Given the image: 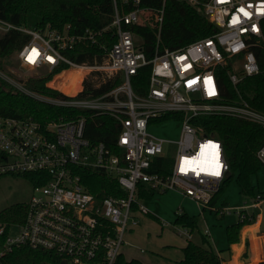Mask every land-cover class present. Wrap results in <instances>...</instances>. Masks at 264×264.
<instances>
[{"label":"built area","instance_id":"built-area-1","mask_svg":"<svg viewBox=\"0 0 264 264\" xmlns=\"http://www.w3.org/2000/svg\"><path fill=\"white\" fill-rule=\"evenodd\" d=\"M187 1L215 24V32L175 50L161 51L158 45L150 58L133 27L160 29L166 0L158 9L142 6V0H113L110 25L78 33L70 32V25L63 31L51 25L33 29L0 17V36L11 30L30 35L17 52L23 64L32 70L47 67L49 72L66 65L46 84L57 95L42 93L28 84L30 78L2 68L0 80L37 101L71 109L45 122L0 114V176L36 174L25 221L0 219V237L6 236L1 254L29 245L56 253L66 264H114L128 230L138 225L135 212L152 213L138 198L141 185L158 193L178 191L202 212L210 208L225 215L224 208L209 205L231 170L223 142L193 120L225 115L264 129V112L239 91L229 99L218 77L219 70L228 67L230 82L238 89L245 78L264 74V0ZM80 44L100 48L103 60L78 62L66 54ZM144 66L151 67L148 87L138 94L132 78ZM70 71L81 74L71 82L73 93L55 82ZM108 82L114 85L94 94ZM87 112L113 117L118 130L113 146L93 143L86 136ZM168 114L182 124L176 139L149 131L151 122ZM257 156L264 165V144ZM165 157L171 160L167 172H152ZM87 171L117 181L126 195L97 197L83 182ZM257 198L236 208L239 220L247 218V209L256 208L263 197Z\"/></svg>","mask_w":264,"mask_h":264},{"label":"trees","instance_id":"trees-1","mask_svg":"<svg viewBox=\"0 0 264 264\" xmlns=\"http://www.w3.org/2000/svg\"><path fill=\"white\" fill-rule=\"evenodd\" d=\"M163 2L164 0H142L141 5L158 9L163 6ZM113 13V0H0L1 18L33 29H44L47 25H51L52 28L60 31L70 25V32L72 33H78L87 28L101 29L111 24ZM133 29L139 37L138 41L142 48L150 58L154 55L158 45L161 51L166 49L175 50L212 35L216 26L203 12L187 0H166L164 18L160 29L141 25H136ZM108 34L109 40L112 42L113 38L110 37V33ZM29 39V34L17 30L2 34L0 36V68L14 74L7 69V66L12 64L13 55ZM66 54L78 62L94 63L96 60L98 62L103 60L101 49L95 45L80 44L74 50L67 51ZM65 68L66 65H62L42 76L31 77L28 84L42 93L57 95L59 92L46 84L52 80L56 73ZM150 73L151 67L144 66L133 76L132 84L136 93L144 94L147 91ZM71 75L73 76L72 80L67 82L66 78ZM80 77L81 74L70 71L58 76L55 82L59 83L64 91L73 93L74 87L71 82ZM218 77L220 85L228 94L229 99L237 97L239 91L255 108L264 112V74L245 78L238 84V89L230 82L228 67L221 68ZM113 85L114 83L108 82L103 84L102 87L94 89L93 92L97 95L102 94ZM69 112H71V109L42 103L27 95L15 92L8 83L0 80L1 115L20 118L33 116L35 119L45 122L48 119L52 120L66 116ZM86 114L88 117L86 136L90 141L93 143L105 142L108 146H113L118 132L113 117L96 115L92 112ZM172 116L168 114L164 116V119ZM193 122L202 125L207 134H213L222 140L231 167L229 175L214 194L209 205L214 207L219 192L233 178H236L245 204H252L257 201L252 177L258 174L263 166L257 152L264 144V129L255 123L225 115L202 116L195 118ZM170 162L171 160L168 157L160 158L156 162V167L154 166L151 171L166 173ZM35 175V173H30L16 176H23L32 184H35ZM83 182L99 198L109 194L115 196L126 195V192L117 181L111 180L98 172H85ZM154 195L153 190L147 189L143 185L140 186L139 199L152 200ZM224 203L227 204V200ZM27 210L28 202L17 203L2 210L0 219L9 223H23ZM214 211L220 214L219 210ZM197 218L195 215L180 211L177 212L174 223L189 228L192 232L198 227ZM254 219V213L248 214L244 220H238L236 223L227 226V238L230 246L240 242L241 230L245 225L252 224ZM5 237V235L0 237V264H62L63 262V259L52 251L34 248L29 245H21L11 252L1 254ZM203 243L208 244V246L190 241L183 249L184 255L179 264H222L224 258L215 250L207 234L203 235ZM247 245H249L248 241ZM114 264L148 263L138 258L128 260L123 253H120Z\"/></svg>","mask_w":264,"mask_h":264},{"label":"rangeland","instance_id":"rangeland-1","mask_svg":"<svg viewBox=\"0 0 264 264\" xmlns=\"http://www.w3.org/2000/svg\"><path fill=\"white\" fill-rule=\"evenodd\" d=\"M12 64H9L7 69L15 76H21L25 80L49 73L47 67L32 70L22 63L17 53L13 55ZM181 126L182 124L178 119L169 117L151 122L149 131L164 138L176 139L180 135ZM164 151L167 152V146L164 147ZM252 182L255 185L256 194L264 198V165L258 174L252 177ZM33 194L34 186L27 178L16 175L0 176V212L14 204L28 202ZM225 200H227V204L224 203ZM146 201V206L159 218L153 215H142L136 231L126 235V244H128L126 246L135 251L137 248H143L146 251L144 255H147L148 259L154 258L158 264H177L182 257L180 248L185 242L191 241L208 246V244L203 243V235L207 225L216 231L218 235L217 244L221 247H228L230 244L226 227L228 224L239 220L235 208L245 206L236 178H233L219 192L217 202L214 205L216 208H224L227 211L225 216L212 211L210 208L202 213L196 203L173 191L157 193L152 200ZM180 211H188L191 215L198 217V227L194 231L191 232L189 228L174 223L177 212ZM185 230L191 234V238L188 239V234H183Z\"/></svg>","mask_w":264,"mask_h":264},{"label":"crops","instance_id":"crops-1","mask_svg":"<svg viewBox=\"0 0 264 264\" xmlns=\"http://www.w3.org/2000/svg\"><path fill=\"white\" fill-rule=\"evenodd\" d=\"M145 187L148 189L147 186H145ZM171 191L177 192L178 194L184 196L185 199L189 198V197L183 195L182 193H180L178 191L170 190V192ZM157 193L158 192L154 191V194H155L154 196H156ZM189 199H190V201L196 203L191 198H189ZM142 201L145 202L146 200L142 199ZM236 208H238V207H236ZM199 211L202 212L201 209H199ZM247 212L249 214H252V213L255 214L254 222L252 224H248V225H245L243 227V229L241 230V233H240V238H241L240 242L235 243L231 246L229 245L228 247H223V246L221 247L219 244H217L218 235H217L216 231H213V229H211L208 225L205 229V234H206L207 229L210 230L208 237H210V239L212 237L211 241L215 247V250L217 252H219L220 256H222L224 258V260L222 261V264H264V198H262L259 201L258 206L256 208L249 207L247 209ZM187 213H189V212L187 211ZM151 214L156 216L157 218H159L156 214H154V213H151ZM151 214H149V215H151ZM142 215H144V214H142L138 211H136L134 214V217L138 220V225H139V221L141 220ZM223 216H225V215H223ZM236 216L238 217L237 214H236ZM138 225L130 228L128 230L127 234L129 233V235H130V233L136 231V228L138 227ZM163 225H164V223H163ZM228 225H230V224H228ZM226 229H227V227H226ZM179 233L181 234V232H179ZM183 234H185V233H183ZM188 236H189L188 239L191 238V234ZM247 241L249 242V245H247ZM126 242L122 248V253L126 259L130 260L132 258H138V259H140L143 262L148 263V264H158V261H156L154 258L148 259L147 255H144L146 253V251L143 248H137L136 251L132 250L126 246V245H128V244H126ZM187 245H188V242H185L180 248L182 250L181 251V253H182L181 259L183 258V255H184L183 249ZM159 262H161V261H159ZM179 262L180 261H178L177 264H179Z\"/></svg>","mask_w":264,"mask_h":264},{"label":"water","instance_id":"water-1","mask_svg":"<svg viewBox=\"0 0 264 264\" xmlns=\"http://www.w3.org/2000/svg\"><path fill=\"white\" fill-rule=\"evenodd\" d=\"M62 264H66V262H65V261H63V262H62Z\"/></svg>","mask_w":264,"mask_h":264},{"label":"snow or ice","instance_id":"snow-or-ice-1","mask_svg":"<svg viewBox=\"0 0 264 264\" xmlns=\"http://www.w3.org/2000/svg\"><path fill=\"white\" fill-rule=\"evenodd\" d=\"M245 14L247 15V13H245ZM216 174H217V175H219V173H218V172H217Z\"/></svg>","mask_w":264,"mask_h":264}]
</instances>
